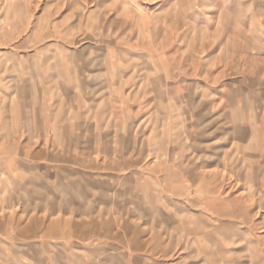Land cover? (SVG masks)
I'll return each instance as SVG.
<instances>
[{"label":"crops","instance_id":"obj_1","mask_svg":"<svg viewBox=\"0 0 264 264\" xmlns=\"http://www.w3.org/2000/svg\"><path fill=\"white\" fill-rule=\"evenodd\" d=\"M239 2L264 5L164 0V13L139 14L143 33L147 22L159 21L151 42L112 44L105 37L67 55L62 50L55 64L39 50L0 79V114L13 133L0 140V264L137 263L146 259L144 228L151 226L173 230L179 246L183 236H193L201 254L215 245L213 261H225L219 259L221 225L232 222L231 232L242 219L223 215L248 202L232 199L219 173L197 171L255 164L261 157L254 144L255 126L264 124V46H243L251 54L241 57L248 76L225 71L224 58H234L241 37L242 18L233 9ZM194 5L199 8L192 12ZM255 17L242 20L252 31ZM95 20L91 16V28ZM262 20L258 27L264 28ZM257 50L262 53L253 61ZM205 53L223 69L212 73L222 91L175 92L176 70L188 84L202 82ZM85 55L92 65L80 60ZM181 115L189 118L182 126ZM210 115L216 119L211 128ZM20 132L23 140L15 138ZM13 211L23 221L3 217ZM178 227L185 229L180 235Z\"/></svg>","mask_w":264,"mask_h":264},{"label":"rangeland","instance_id":"obj_2","mask_svg":"<svg viewBox=\"0 0 264 264\" xmlns=\"http://www.w3.org/2000/svg\"><path fill=\"white\" fill-rule=\"evenodd\" d=\"M161 1L164 0H0V79L13 75L14 67L21 64L20 62L23 60L22 56L34 54L39 50H45L42 54L43 59L48 58L51 64H55L56 61L61 60L62 50H64L63 52L66 51L65 54L67 55V53L70 54L71 51L79 50L86 45L101 43L105 37L107 42L112 44L132 45L141 44L143 41L151 42L155 39L152 36L151 29L157 28L159 21L147 22L145 26L147 31L143 33L139 30L140 26H138L141 18L139 14L142 12L144 16L149 17L153 14L164 13L167 4H163ZM195 7L199 8L198 5H194L192 12L195 11ZM233 9L242 18L238 22L241 37L238 38L234 58L231 59L229 56L224 58V60H228V69L225 71L226 75L248 76L244 63H241V57L247 54L243 46L256 45L255 50L258 46H264V28L258 27V18H261V20L264 18V5H246L239 2L233 6ZM5 13L11 14L9 19H4ZM247 14L248 16L251 14L256 15L258 25L253 31L250 29V21H242ZM93 15L96 22L95 26L91 28L90 18ZM197 39L192 38L193 41ZM247 42L248 44H246ZM259 53H262V51L258 52L257 50L255 57L250 56L251 59L257 61ZM203 56L206 60V67L202 69L201 73H199L200 70H196L201 75L197 80L202 82L188 84L183 81L182 75H178L181 70H176V84L171 86L175 92L204 94L222 91L221 89L224 86L212 84V81L213 74H217L223 69L215 68L214 62L210 61L209 56L212 57L214 54L205 53ZM222 56L223 53L219 54L220 58ZM28 58L27 61L30 63L31 60H28ZM40 60L39 56L31 62H39ZM80 60L88 62L89 65L94 62L93 58L88 55L82 56ZM257 71L259 70L257 69ZM5 87L7 88V85ZM167 89L168 84H165L163 91H167ZM15 105L13 106L14 110ZM3 108L6 110L8 103ZM210 114H215L214 109ZM211 115L213 121L207 125L209 128L214 127L216 123L215 116ZM6 118V116L0 114V121H4L0 124L1 141H7L13 135L10 131L12 126L6 123ZM178 119L182 126V123L189 118H184L181 115L178 116ZM262 119L264 121V115H262ZM195 125H198V123L196 122ZM255 128L257 140L254 144V151L257 156H261L255 160L259 163L247 164L241 161L238 166L223 163L214 170H196L207 176L219 173L224 178L222 184L226 189L231 190V198L248 202L244 209L223 215L225 218H231L230 220L242 219L243 224L239 223L229 232L232 222L222 223L219 231L221 240L225 243L224 251L219 255V259L223 255L222 260H225L222 264H264V124L256 125ZM197 132L199 134V131ZM16 136L17 140H23L24 134L20 132L15 135V138ZM190 140L189 142H191ZM255 205L257 209L255 208L256 211L252 214L254 218H252L250 216ZM21 215V213L18 214V212L13 211L4 214L3 217L14 218L18 222V220L23 221ZM147 223L149 226L150 222L147 221ZM244 224L250 225L248 227ZM202 230L205 234L204 229ZM184 231L183 227L177 228L178 235ZM173 233V230L156 229L152 226L144 228L146 259L137 263L112 261L111 264H215L211 257V253L217 252L215 245L211 246L206 255L201 254L196 238L183 236L179 246V240L176 241V244L175 239H173L175 233ZM116 234L114 233L113 236ZM113 239L119 241L114 237ZM230 244H232V247L228 246ZM96 264L100 263L97 262Z\"/></svg>","mask_w":264,"mask_h":264}]
</instances>
